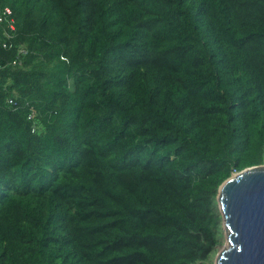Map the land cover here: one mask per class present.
Instances as JSON below:
<instances>
[{"label": "trees", "instance_id": "16d2710c", "mask_svg": "<svg viewBox=\"0 0 264 264\" xmlns=\"http://www.w3.org/2000/svg\"><path fill=\"white\" fill-rule=\"evenodd\" d=\"M5 8L0 264H207L264 165V0Z\"/></svg>", "mask_w": 264, "mask_h": 264}, {"label": "water", "instance_id": "95a60500", "mask_svg": "<svg viewBox=\"0 0 264 264\" xmlns=\"http://www.w3.org/2000/svg\"><path fill=\"white\" fill-rule=\"evenodd\" d=\"M228 247L217 264H264V166L232 175L219 189Z\"/></svg>", "mask_w": 264, "mask_h": 264}, {"label": "built area", "instance_id": "2783aa9c", "mask_svg": "<svg viewBox=\"0 0 264 264\" xmlns=\"http://www.w3.org/2000/svg\"><path fill=\"white\" fill-rule=\"evenodd\" d=\"M11 15H12L11 9L5 8L0 14V23L8 22L9 28L11 30H14L15 27H14L13 21L10 18ZM4 47H6V45H4ZM18 54H19V56L25 55L26 51L22 47H19ZM13 64H17V61H14ZM10 103H14V102L10 101ZM32 117H33V113L29 116V119H31Z\"/></svg>", "mask_w": 264, "mask_h": 264}, {"label": "rangeland", "instance_id": "374dc122", "mask_svg": "<svg viewBox=\"0 0 264 264\" xmlns=\"http://www.w3.org/2000/svg\"><path fill=\"white\" fill-rule=\"evenodd\" d=\"M262 166H264V165H262ZM221 226H222L221 243L217 248L216 254H214V256L208 261L207 264H217V256L219 255L220 252H222L224 249H226L229 245L228 241H227L228 234H227V231L225 228L223 216H222Z\"/></svg>", "mask_w": 264, "mask_h": 264}]
</instances>
